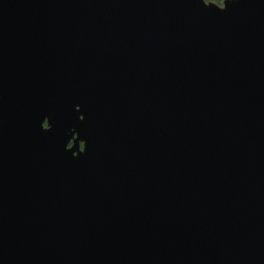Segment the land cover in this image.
Segmentation results:
<instances>
[{
  "label": "water",
  "instance_id": "obj_1",
  "mask_svg": "<svg viewBox=\"0 0 264 264\" xmlns=\"http://www.w3.org/2000/svg\"><path fill=\"white\" fill-rule=\"evenodd\" d=\"M0 264H264V0H0Z\"/></svg>",
  "mask_w": 264,
  "mask_h": 264
},
{
  "label": "trees",
  "instance_id": "obj_2",
  "mask_svg": "<svg viewBox=\"0 0 264 264\" xmlns=\"http://www.w3.org/2000/svg\"><path fill=\"white\" fill-rule=\"evenodd\" d=\"M206 1H213V2H216L218 4H222V0H206Z\"/></svg>",
  "mask_w": 264,
  "mask_h": 264
},
{
  "label": "flooded vegetation",
  "instance_id": "obj_3",
  "mask_svg": "<svg viewBox=\"0 0 264 264\" xmlns=\"http://www.w3.org/2000/svg\"><path fill=\"white\" fill-rule=\"evenodd\" d=\"M81 146H83V144H81Z\"/></svg>",
  "mask_w": 264,
  "mask_h": 264
},
{
  "label": "snow or ice",
  "instance_id": "obj_4",
  "mask_svg": "<svg viewBox=\"0 0 264 264\" xmlns=\"http://www.w3.org/2000/svg\"><path fill=\"white\" fill-rule=\"evenodd\" d=\"M80 118H82V116Z\"/></svg>",
  "mask_w": 264,
  "mask_h": 264
}]
</instances>
